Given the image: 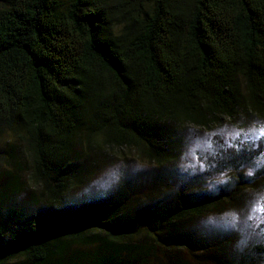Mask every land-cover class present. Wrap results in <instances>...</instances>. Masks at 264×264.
<instances>
[{"label": "trees", "instance_id": "1", "mask_svg": "<svg viewBox=\"0 0 264 264\" xmlns=\"http://www.w3.org/2000/svg\"><path fill=\"white\" fill-rule=\"evenodd\" d=\"M243 111L264 116V0H0V135L25 148L41 195L59 197L80 177L71 160L82 134L92 153L155 158L153 189L168 193L174 167L161 160L176 151L157 143L167 142L164 125L207 130ZM135 183L142 192L130 207L124 180L113 203L72 224L24 226L22 238L0 240V264H82L70 247L94 244L107 248L94 264L264 263L250 232L231 251L221 191L170 190L159 201Z\"/></svg>", "mask_w": 264, "mask_h": 264}, {"label": "rangeland", "instance_id": "2", "mask_svg": "<svg viewBox=\"0 0 264 264\" xmlns=\"http://www.w3.org/2000/svg\"><path fill=\"white\" fill-rule=\"evenodd\" d=\"M239 115L237 120L223 119L220 125L207 130L193 125L170 126L164 123L169 128V133L165 134L167 142L159 139L157 143L165 148L168 144L176 151L173 157L161 160L165 166L174 167L171 179L175 183L168 185V193L165 194L153 189L156 168L149 159L155 158L149 155L145 158L141 151L135 149H106L105 146L102 147L107 152L102 149L92 153L93 142L87 139H93L82 134L77 139L74 159L71 160L80 177L75 174L59 197L53 190L41 195V188L33 181L34 170L25 148L9 135H0V228L9 222V234L2 232L0 240L11 242L22 238L24 226L29 229L35 224H72L86 217L93 206L113 203L123 188L124 180L131 182L130 189H123L131 194L125 200V206L130 207L136 203L132 193L142 192L135 183L139 180L143 187L152 190L154 200L159 201L167 198L170 190L178 195L198 191L217 194L221 191L225 200L220 204L221 218L230 221L235 214V226L224 224L222 227V219L211 217V214L203 219L222 227V232L227 235L236 236L232 252L243 250V242L238 237L247 232L252 235L247 244L254 247L258 242L264 243V210H261L264 209V138L240 144L244 133L253 137L259 135V130L264 128V116L258 117L247 111ZM240 130L243 131L237 139L235 133ZM249 153L255 157L248 158ZM142 172L151 173L147 181L139 177ZM13 176L16 180L12 179ZM193 225L197 226L196 222ZM184 252L187 259L190 254L188 250ZM106 254V246L100 248L94 244L85 248L74 245L69 249L68 258H79L82 264H94ZM189 260L198 262L193 258Z\"/></svg>", "mask_w": 264, "mask_h": 264}, {"label": "snow or ice", "instance_id": "3", "mask_svg": "<svg viewBox=\"0 0 264 264\" xmlns=\"http://www.w3.org/2000/svg\"><path fill=\"white\" fill-rule=\"evenodd\" d=\"M242 131L243 130H240V131H237L235 133V137L237 139H239L241 137ZM261 138H264V128H261L259 130V135L255 136V137L249 136L247 133H244L243 134V139L240 140V144H243L245 141H249V140L255 142L257 140H260ZM249 175H251V172H249ZM262 199H264V198H262ZM253 210L255 211L256 209L254 208ZM261 210H264V209H261ZM236 221H237L236 215L235 214H232V219L230 221H226V225H229V226H233L234 227L235 224H236Z\"/></svg>", "mask_w": 264, "mask_h": 264}]
</instances>
